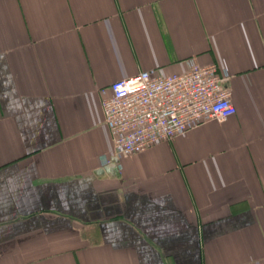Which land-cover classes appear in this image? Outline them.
I'll use <instances>...</instances> for the list:
<instances>
[{
	"label": "crops",
	"instance_id": "crops-1",
	"mask_svg": "<svg viewBox=\"0 0 264 264\" xmlns=\"http://www.w3.org/2000/svg\"><path fill=\"white\" fill-rule=\"evenodd\" d=\"M190 59L235 114L115 158L110 85ZM0 264H264V0H0Z\"/></svg>",
	"mask_w": 264,
	"mask_h": 264
},
{
	"label": "built area",
	"instance_id": "built-area-1",
	"mask_svg": "<svg viewBox=\"0 0 264 264\" xmlns=\"http://www.w3.org/2000/svg\"><path fill=\"white\" fill-rule=\"evenodd\" d=\"M228 79L217 65L203 66L190 59L181 73L151 69L113 82L101 100L113 156L141 153L201 124L234 115Z\"/></svg>",
	"mask_w": 264,
	"mask_h": 264
}]
</instances>
